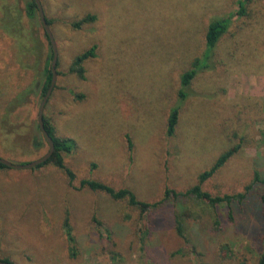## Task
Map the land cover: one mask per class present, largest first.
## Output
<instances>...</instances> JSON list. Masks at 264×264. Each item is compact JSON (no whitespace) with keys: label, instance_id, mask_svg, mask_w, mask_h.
Returning a JSON list of instances; mask_svg holds the SVG:
<instances>
[{"label":"rangeland","instance_id":"1","mask_svg":"<svg viewBox=\"0 0 264 264\" xmlns=\"http://www.w3.org/2000/svg\"><path fill=\"white\" fill-rule=\"evenodd\" d=\"M31 0H0V157L32 163L49 146L38 124L53 49ZM58 48L57 80L45 110L56 135L75 141L65 163L0 169V259L13 264H259L264 253V0H245L201 71L179 98L182 75L206 50L211 21L240 0H40ZM80 28L74 27L85 18ZM16 19L21 20L17 21ZM20 22V23H19ZM48 23V22H47ZM85 79L70 71L76 57ZM180 108L173 137V109ZM132 143V149L129 148ZM36 144H41L37 147ZM211 196L246 194L215 208L185 193L219 156ZM83 179L140 201L78 189ZM69 219L76 243L70 245ZM183 225L185 236L178 231Z\"/></svg>","mask_w":264,"mask_h":264},{"label":"trees","instance_id":"2","mask_svg":"<svg viewBox=\"0 0 264 264\" xmlns=\"http://www.w3.org/2000/svg\"><path fill=\"white\" fill-rule=\"evenodd\" d=\"M246 5L247 1L240 0L238 4V9L235 14H231L227 17L218 18L213 21L208 26L207 34H206V50L202 57L199 59H196L195 62H193L192 67L186 71L181 78V90L179 91V98L184 101L188 98L189 94L186 92L187 88L190 87L193 80L196 78V76L203 70L208 69L210 67V60L213 54V51L217 47L219 41L221 38L229 31V28L232 23V19L235 16H244L246 14ZM38 10V6L35 3V1L31 0L27 6H26V14L24 16L27 18H33L36 15V12ZM94 20L93 17H88L82 20L81 22L74 24V27H77L78 29L80 26L88 21V20ZM17 21H21L16 19ZM48 24H50L49 21H47ZM20 23V22H19ZM47 35V33H46ZM48 37V35H47ZM49 38V37H48ZM96 46L91 48L90 50L82 53L78 57H76L71 65L70 71L73 73H77V75L81 79H85V69H84V63L91 58L96 57L95 54ZM53 59V56H51ZM46 75V81L44 83L43 87V97L46 95L52 81V68H46L45 70ZM179 115H180V108H175L172 110L169 120H168V128H167V135L169 137H173L179 122ZM44 122L46 129L50 136L52 137L54 144H55V152L53 156L44 164L38 166L37 168L46 166V165H53L60 170L64 171L69 179L70 186H74V182L76 180V174L66 166L65 163V156L72 154V152L76 148V143L74 140L69 138H61L56 135L55 128L51 125L49 120L44 117ZM37 147H40L41 144H36ZM129 148L132 149V143L129 142ZM238 148L234 147L231 149H228L225 153L221 154L219 158L216 160L214 165L201 173L198 177V184L189 189L185 195L187 196H193L199 200H202L203 202L209 203V205L213 206L214 208L219 205L226 203V205H231L234 201H240L243 202V200L246 197L247 191L251 189L252 186L246 187V194L245 193H239L236 195H225V196H216L213 197L209 193L203 191L202 185L212 178L219 169H221L229 160L230 158L237 152ZM8 168L0 163V169ZM256 183H261L264 185V179L260 176L258 172L255 173L253 185ZM90 189L95 192H103L108 194L111 198L115 200H126L130 206L135 207L139 210H141L142 213L148 212L150 209L155 208L165 202L168 198L171 196L179 197L180 193H177L175 191L166 190L164 198L162 201L149 204L147 202L140 201L135 193L131 191L130 189H119L116 190L113 187L97 181V180H90V179H83L80 182V186L78 189ZM264 202V198H263ZM263 215H264V209H263ZM65 232L66 236L68 238V241L70 245H74L76 243L75 237L73 235V230L70 224V221L68 218H66L65 223ZM178 231L181 236H185L183 225L181 222L178 223ZM4 262L12 263L8 259H4ZM13 264V263H12ZM259 264H264V253L261 255Z\"/></svg>","mask_w":264,"mask_h":264},{"label":"water","instance_id":"3","mask_svg":"<svg viewBox=\"0 0 264 264\" xmlns=\"http://www.w3.org/2000/svg\"><path fill=\"white\" fill-rule=\"evenodd\" d=\"M35 1V3L38 6V10H39V14L42 20V23L44 25L45 31L50 39L51 45H52V49H53V60H52V81H51V85L46 93V95L44 96L40 108H39V113H38V124H39V128L41 130L42 135L44 136L48 146H49V150L48 152L43 155L41 158H39L38 160L29 163V164H22V165H16V164H12L4 159H2L0 157V163L6 167L12 168V169H17V170H28V169H34L37 168L38 166L46 163L54 154L55 152V144L54 141L52 139V137L50 136V134L48 133L46 126H45V122H44V117H45V110H46V106L47 103L49 101V98L53 92V89L55 87L56 84V80H57V65H58V48H57V44L56 41L54 39V36L51 32V29L47 23L46 17H45V13L41 4L40 0H33ZM0 264H12V263H8V262H4L3 260L0 259Z\"/></svg>","mask_w":264,"mask_h":264}]
</instances>
